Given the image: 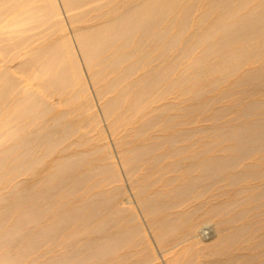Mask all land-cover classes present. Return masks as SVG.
<instances>
[{"label":"bare ground","instance_id":"obj_1","mask_svg":"<svg viewBox=\"0 0 264 264\" xmlns=\"http://www.w3.org/2000/svg\"><path fill=\"white\" fill-rule=\"evenodd\" d=\"M0 264H264V0H0Z\"/></svg>","mask_w":264,"mask_h":264},{"label":"rangeland","instance_id":"obj_2","mask_svg":"<svg viewBox=\"0 0 264 264\" xmlns=\"http://www.w3.org/2000/svg\"><path fill=\"white\" fill-rule=\"evenodd\" d=\"M122 200H123V203H125L127 205L129 204L127 207H129L131 205L130 203H132V198L131 197L130 198L129 197H124ZM125 204H123V205L126 206Z\"/></svg>","mask_w":264,"mask_h":264}]
</instances>
